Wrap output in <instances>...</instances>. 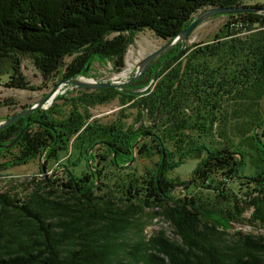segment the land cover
Wrapping results in <instances>:
<instances>
[{"label": "trees", "instance_id": "1", "mask_svg": "<svg viewBox=\"0 0 264 264\" xmlns=\"http://www.w3.org/2000/svg\"><path fill=\"white\" fill-rule=\"evenodd\" d=\"M241 2L0 0V62L8 60L13 70L6 88L39 90L24 74L25 60L47 80L87 76L96 61L108 62L121 73L138 33L148 29L172 41L201 11L241 7ZM229 17L213 40L184 50L181 44L175 46L121 90L83 89L75 96L67 91L48 110L35 111L0 131V145H7L31 125L13 148H0V187L17 185L12 179L4 182L8 176L2 172L39 159L44 152L46 173L40 168L41 176L24 182L47 177L50 160L57 163L74 149L85 158L104 143L107 158L117 155L118 162L127 165L134 144L145 135L152 139L135 152L159 156L154 169L144 175L125 165L109 179L97 171L93 177L84 176L95 186L93 193L83 192L75 180L50 183L52 176L37 185L36 202H21L0 190V264H264V234H230V223L241 222L248 209H253L251 222L264 230V198L248 193L241 204L229 200L218 206L217 201L228 196L224 178L235 179L237 172L244 180L240 172L246 162L234 148L236 138L264 147L259 134L264 127V14ZM237 26L248 33L243 35ZM68 57L74 59L66 65ZM116 100L137 109L140 118L143 109L152 114L159 109L163 122L153 134L145 126L126 129L120 123L90 122V109ZM58 101L70 107L68 115ZM215 136L221 147L201 141ZM190 158L200 160L195 189L215 191L216 201L205 203L189 193L180 198L173 190L178 181L168 174ZM250 180L254 191L264 194V170ZM154 220L167 222L178 239L168 238L163 230L147 238L145 231Z\"/></svg>", "mask_w": 264, "mask_h": 264}, {"label": "rangeland", "instance_id": "2", "mask_svg": "<svg viewBox=\"0 0 264 264\" xmlns=\"http://www.w3.org/2000/svg\"><path fill=\"white\" fill-rule=\"evenodd\" d=\"M242 7H249V8H264V0H242L241 2ZM264 14V12H263ZM230 21L229 16H218L213 18L205 23H203L200 27H198L194 33L190 37V41L188 46H193L194 44L209 42L215 38L221 30L225 29L228 22ZM238 31H241L242 34H247V30L243 29L242 26H237ZM168 42L164 41L155 36V34L146 29L143 32H140L136 35L134 43L129 47L127 55H126V66L121 73H115L112 69V66L108 62H101L96 61L94 64L89 68L90 71L88 72L87 76H82L88 80H95L96 82H109L113 80H123L126 81L130 78H134L138 75V65L139 63L150 54L156 52L157 50L163 48ZM165 54V53H164ZM74 57H68L65 59V64H69ZM156 59L152 64L145 70L144 74L147 70L157 63ZM167 63L169 62L166 61ZM166 63V64H167ZM165 64V65H166ZM164 65V66H165ZM23 70L26 78L28 79L29 83L35 88L39 89L36 91H23L18 89H8L6 88V84L10 80L11 75L13 74L11 62L8 60L0 62V118L5 121L7 117H11L16 113L23 111V108L28 105H33L39 100L43 99L47 94L54 90L57 84H59L63 79L61 76H56L50 78L49 80H45L42 74L36 69V67L28 60L23 62ZM143 74V75H144ZM142 75V76H143ZM145 88L142 91H146ZM69 91V90H68ZM79 92V89L76 91L71 92L70 96H75ZM58 94L56 97H58ZM58 105H61L62 110L64 111L65 115H68L70 112V107H66L62 105V101L56 102ZM51 107V106H50ZM48 106V108H50ZM47 108V109H48ZM90 114L92 119L99 120L102 124H112V123H120L126 129L129 126H137L139 124V114L137 109H132L130 107H124L116 100L107 105L97 106L95 108L90 109ZM147 116V115H146ZM263 116H264V109H263ZM144 117V115H143ZM146 118V117H145ZM2 121V122H3ZM263 133L264 127L260 130V139L263 141ZM194 135V134H193ZM196 137V135H195ZM143 141L139 144L141 145L144 142H149L152 138H148V136L142 137ZM242 138H236V145L235 149L241 151L244 154L246 165L244 169L241 170L240 175L244 180L235 181V179H228L230 180L228 185L225 187L227 191V195L224 200H221L220 197L216 196L215 191L213 190H201L198 191L195 188H192L191 191L184 192L182 189L183 186L175 189L176 194L178 197L183 198L186 194H196L201 196L205 203H211L217 200L218 198V206H223L229 202V200H233L232 202L235 203L237 200L240 204L246 198V194L253 193L256 197H263L264 194L260 192L254 191V185L251 184V177H255L258 173L264 170V147L257 149V144L254 143L249 144V142L245 140H241ZM202 143H206L213 147H221L219 142L221 140L218 139L217 136L213 138H202ZM259 146V145H258ZM97 153V152H96ZM136 153V152H135ZM137 154V153H136ZM75 155V154H74ZM234 155V153L232 154ZM93 155H90L92 157ZM73 159L76 158V155L72 157ZM235 158H239L235 156ZM159 156H150V157H139L138 154L133 161L132 166L136 167L139 170V173L144 175L147 171L153 170L155 164L158 162ZM44 158L42 159V163L44 162ZM200 160L196 158L188 159L184 165L180 166L179 168L175 169L173 172L168 174V177L171 179L181 181L186 180L192 176L196 172V175L200 171L199 166ZM40 158L34 159L29 163L21 166H16L10 168L2 172L4 175L8 176V179L4 182L9 181L12 179L16 181V186H11L12 183L1 184L0 190L3 193H8L12 198L15 200H20L21 202H27L28 200H32V202L38 201V197L36 194L37 185L39 183L44 182L46 178L51 177L52 169L55 164H50L47 177L43 175V177H39L36 180V183H26L24 182L26 179L31 180L32 177L40 175ZM82 171H85V162L82 165ZM57 173L56 175H58ZM195 177H198L196 176ZM200 176V175H199ZM219 177V176H218ZM2 176H0V179ZM199 178V177H198ZM109 179V177H107ZM248 179V180H247ZM199 181V179H198ZM38 182V183H37ZM249 182L250 184L241 186L240 183ZM20 184V185H19ZM14 185V184H12ZM49 187H46L45 191L50 192ZM230 190V191H229ZM44 191H41L39 195H44ZM38 195V196H39ZM236 196V198H234ZM219 213V212H218ZM217 213V215H218ZM253 213V209H248L242 215L241 222H232L230 223L231 232L230 234H234L235 232H240L242 234H253L259 235L264 234V230L261 229L258 223L251 222V214ZM165 231L166 235L170 239H178L174 236L172 228L168 225L167 222L164 220H154L153 223L146 229L145 235L147 238L152 235L155 231Z\"/></svg>", "mask_w": 264, "mask_h": 264}, {"label": "water", "instance_id": "3", "mask_svg": "<svg viewBox=\"0 0 264 264\" xmlns=\"http://www.w3.org/2000/svg\"><path fill=\"white\" fill-rule=\"evenodd\" d=\"M264 12V8H249V7H232V8H208L203 11H201L195 18V20L192 22V24L182 31L175 39L172 41H168V43L161 49L157 50L156 52L150 54L149 56L145 57L138 65V75L135 76L132 80L129 82L123 81V80H113L109 82H94L90 81L86 78H77V79H69L61 81L59 84L56 85L53 91H51L49 94H47L43 99L39 100L35 104H33L31 107H29L26 110H23L16 114L15 116L9 118L8 120H5L3 122H0V131L8 128L9 126L15 124L20 119L25 118L31 114H33L35 111L40 110H46L49 105H52L54 102L56 96L58 95L59 90L63 88H82V89H88V90H101V89H117L121 90L123 87H126L129 84H132L135 80H139L142 75L144 74L145 70L154 62L156 59L160 58L164 53H166L168 50L174 48L175 46L182 45V50L186 49L188 47V43L190 41L191 35L194 33V31L200 27L203 23L216 18L218 16H233V15H242V14H261ZM167 62H164L154 73L152 81L150 86L155 85L157 81L158 72L161 70V68L166 64ZM148 89V88H147ZM143 115L144 118L146 117L147 113L143 109ZM31 125H27L20 134L9 144L7 145H0V148H4L6 150H9L13 148L22 138L24 132L30 127ZM143 141V138H140L133 146V159L132 161L126 165V167H130L133 164L134 159L136 158V148L137 146ZM92 151V150H91ZM45 156V152L40 157V168L41 172L43 174L46 173V168L44 163H42V159ZM240 157V156H239ZM196 172L193 174V177H195ZM239 180V176L236 177L235 181ZM191 183V180H188L187 183ZM185 184L177 185L173 190L179 188L180 186H183Z\"/></svg>", "mask_w": 264, "mask_h": 264}, {"label": "flooded vegetation", "instance_id": "4", "mask_svg": "<svg viewBox=\"0 0 264 264\" xmlns=\"http://www.w3.org/2000/svg\"><path fill=\"white\" fill-rule=\"evenodd\" d=\"M168 61L165 60V62ZM82 78V77H79ZM47 81V79H45ZM132 80L130 78L127 80L129 82ZM64 81V79L62 80ZM125 88V87H124ZM83 90L82 88H74L73 90H69L68 92L76 91V90ZM56 99V98H55ZM55 104V100L52 103V105ZM52 105H49L52 106ZM130 105H126L125 107H129ZM49 109V108H48ZM46 109V110H48ZM124 109V107H122ZM159 109L156 110L154 114H152L149 111H146L147 116L146 118L142 117L139 120V124L135 126L137 129L142 128V126L146 127V132L153 134V130L156 131V129L162 124L164 115L159 113ZM98 122L100 123L99 120L95 119H90V122ZM146 136V135H145ZM148 138H152L149 137ZM97 149L99 150L97 153H94L92 157L87 156V157H81L80 152L77 149L72 150V153H70L68 156L63 157L59 162L54 163V160H50L47 163V166L49 167L50 164H55L52 169V178L49 180L50 183H69L73 180L76 181V183H79L81 185L82 191L83 192H89L93 193L95 190V186L92 183H89V180L86 179L84 180V176L91 175V177L95 176V173L97 171L99 177H111L116 175L118 172L125 170V165L124 163L118 162V156L117 155H111L110 157H106L109 155L104 149H107L106 144L104 145H98ZM102 150V151H101ZM76 155V158L73 159L72 157ZM140 157V155H138ZM85 162V171H82V165ZM136 169V168H135ZM138 171L139 170H134ZM59 173L58 175H56ZM199 177V173L196 175ZM198 177H193V174L190 178L186 180H181L179 183L177 182V185L185 184L187 183L188 180H191V183L183 185L182 189L184 192L186 191H191L192 188H195V186L198 183ZM92 180V178H91ZM103 188V187H102ZM175 191V190H174ZM185 197V196H184Z\"/></svg>", "mask_w": 264, "mask_h": 264}, {"label": "built area", "instance_id": "5", "mask_svg": "<svg viewBox=\"0 0 264 264\" xmlns=\"http://www.w3.org/2000/svg\"><path fill=\"white\" fill-rule=\"evenodd\" d=\"M90 81H94V82H96V81L93 80V79H91ZM73 89H74L73 87L63 88V89L59 90L58 94H60V95H64L68 90H73ZM40 176H41V175H40ZM229 181H230V180H229ZM229 181L226 180V179H224V183H225L226 186L228 185Z\"/></svg>", "mask_w": 264, "mask_h": 264}]
</instances>
